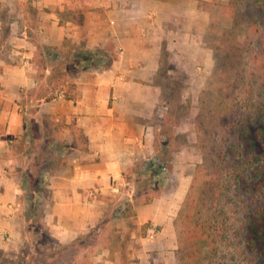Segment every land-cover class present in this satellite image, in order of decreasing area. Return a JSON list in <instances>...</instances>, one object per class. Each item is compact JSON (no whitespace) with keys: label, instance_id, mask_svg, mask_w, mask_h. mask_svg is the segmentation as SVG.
Here are the masks:
<instances>
[{"label":"crops","instance_id":"0c3cea01","mask_svg":"<svg viewBox=\"0 0 264 264\" xmlns=\"http://www.w3.org/2000/svg\"><path fill=\"white\" fill-rule=\"evenodd\" d=\"M226 1L0 0L1 252L16 254L26 237L25 176L50 239L112 264L132 247L121 236H132L138 264H155L176 234L186 176L134 204L138 165L159 152L166 87L179 75L201 87L210 75L205 33Z\"/></svg>","mask_w":264,"mask_h":264},{"label":"trees","instance_id":"16d2710c","mask_svg":"<svg viewBox=\"0 0 264 264\" xmlns=\"http://www.w3.org/2000/svg\"><path fill=\"white\" fill-rule=\"evenodd\" d=\"M241 2L243 7L247 5L252 9L258 8L260 11V16L248 11L247 16L242 17L245 18V26L240 22V13L238 15ZM229 3L235 7V10L233 22L225 30L219 42L226 49L224 58L226 69L223 70L222 78L223 82L229 78L231 82L234 79V84L246 83L244 90L240 89L244 101L235 100L233 93L227 90L229 87L222 86L216 94H213L214 91L204 90L200 97L203 112L196 116V120L201 127L206 126L205 132L210 130L215 134V131H212L215 129L218 130L216 133L218 136L219 130L222 129L226 134L224 141H228L231 138L230 135L236 139V145L240 147L242 145V147L240 151L237 150L230 155L220 148L219 151L204 150L207 157L204 162L209 170V186L195 190V187L191 185L183 201V207L176 218L177 247L174 251L176 264H220L223 258L220 255L221 244L222 242H226V246L233 244L230 241L232 235L240 237V241L244 243L240 250L244 261H241L242 264H260L262 256L264 240V203L262 202L264 198V0H231ZM240 29L246 33L260 34V47L256 49L253 59L259 60L261 73L257 75V79L251 80L249 87H247V77L250 75L246 74L244 59L251 50L240 41L241 35L245 34L240 32ZM228 72L230 77L227 78ZM255 86L256 93L253 89ZM63 94L69 97L68 92ZM49 97L51 96H45V98ZM155 145L159 152L138 165L142 177L139 180L140 177L137 175V181L134 183L131 197L134 204L140 201L150 202L162 191L165 180L167 182L171 165L167 159L169 155L163 148L170 147V142H167L165 147L157 141ZM160 156H163L162 161ZM198 168L200 173L205 167L198 165ZM23 177L26 179L25 193L28 204L26 232H28L32 222L38 224L40 222V205L36 186L31 185L27 177ZM130 178L128 177L129 180ZM240 179L255 180L258 181V185L256 193L251 192L250 186L244 187L243 190L247 192V196L243 200L241 210L238 211L233 208L235 203L232 193L239 188ZM194 180L196 181V178ZM230 211L237 215L241 214L237 217L238 224L234 222L235 219H232ZM121 213L132 214L131 205L128 203L124 206ZM233 224L235 228L231 234ZM47 238L50 239L48 236ZM47 251L52 252V249L48 248Z\"/></svg>","mask_w":264,"mask_h":264},{"label":"rangeland","instance_id":"374dc122","mask_svg":"<svg viewBox=\"0 0 264 264\" xmlns=\"http://www.w3.org/2000/svg\"><path fill=\"white\" fill-rule=\"evenodd\" d=\"M230 1L231 0H227L218 6L217 11L213 13L211 27L205 33V40L213 53V69L210 75L199 83V86L201 87H187V84H183L184 80L187 79H185L183 75L176 76L175 84H173L172 87H166V91L164 92L165 104L168 103V109H166L162 116L157 117L156 119L159 123L156 130L158 144L165 147L167 146V142H170V147L167 146L166 148H163L167 152V155H169V158L167 159L168 163L171 165V169L168 172L169 175L167 182L165 180L163 188H166L165 190H169L170 192L175 191L177 174L184 170L186 178L184 182L180 183L178 186L179 190H184V199L191 185L195 187V190H201L202 188H207L209 186V170H207V166L204 162L206 157L204 150L211 152L213 149L216 151L223 149L227 155H230L234 154L237 150L240 151L242 147V145L241 147L236 145V139L230 135L229 137L231 138L228 141H224L226 139V134L222 129L219 130L218 136H216L218 130L216 131L215 129L212 130L215 131V134L210 132V130L209 132H205L206 126L204 128L201 127L196 120V116L203 112L201 111L200 97L204 90L214 91L213 94H216L222 86L229 87L227 90L233 93V97H236L235 100L239 99L244 101L241 97L242 93L240 89L244 90L246 83L234 84V79L231 82V79L228 78L230 77L229 72L226 76L228 78L226 79L227 81H224L225 83L222 78L223 70L226 69L224 65L226 49L222 47L219 42L224 36L225 30L231 26V23L233 22V11L235 10V7L230 5ZM238 11V15L240 13V22L243 26L246 24L244 21L245 18L242 17L247 16L246 14H248V11H251V13H257V15L260 16L258 8L252 9L247 5L243 7V2L239 4ZM240 32L245 33L241 35L240 41L245 47H247V49L251 50L246 54L244 59V65L247 68L246 74L250 75L247 77V87H249L251 80L257 79V75L261 73L259 60L253 59V56L257 51L256 49L260 47V34L254 35L249 32L246 33L241 29ZM193 78L198 79V77ZM237 85L242 87H236ZM258 85H260V83ZM256 88V86L253 87L255 91L254 93L257 92ZM203 146H205V149H203ZM159 158L162 161L163 156H160ZM198 165L205 167L202 168L200 173L198 172ZM195 178L196 181L194 180ZM239 182V188L232 193L233 202L235 203L233 208L238 211L241 210L243 200H245V197L247 196V192H244L243 190L244 187L250 186L252 189L251 192L256 193L258 185V181L255 180L240 179ZM170 192L166 196L174 198ZM262 202L264 203V198L262 199ZM182 207L183 203H181V206L177 211V216ZM230 215L232 216V219H235L234 222L238 224L237 217L241 214L239 213L237 215L235 212L230 211ZM174 224V230H176V220L174 221ZM234 228L235 224L231 227V234H233ZM155 234L153 236H155ZM153 236H149L148 238ZM121 237L122 243L125 245H131L132 247L129 249V254L113 255L111 261L112 264L114 262L115 264H123L120 262L123 258L126 259L129 264L141 263V255L137 250V248H139V243L136 241V237ZM88 240L91 242L94 241L92 237ZM89 241H86V244H89ZM230 241H232L233 244L227 246L226 242H222L221 244L222 251L220 255L223 256V258L221 259L220 264H242L241 261H243V255L240 253V250L243 248L244 243L240 241V237H235L233 235ZM167 243L168 244L159 251L154 250L156 253V261H154V259L153 263L176 264L174 251L177 247V240L175 232L171 241L168 240ZM78 247L77 245L72 244L70 246L63 245L54 240L48 239L47 236H45V232L40 223L32 222L30 230L26 232V237L21 243V250L14 255L0 251V264H94L92 260L93 256H96V254L92 248L86 246V251L79 252L77 251ZM48 248H51L52 252L47 251ZM115 260H117V262ZM100 264H107V262H100ZM260 264H264V240Z\"/></svg>","mask_w":264,"mask_h":264},{"label":"built area","instance_id":"2783aa9c","mask_svg":"<svg viewBox=\"0 0 264 264\" xmlns=\"http://www.w3.org/2000/svg\"><path fill=\"white\" fill-rule=\"evenodd\" d=\"M92 194V193H91ZM148 232L150 233V234H153L154 233V228L153 227H150L149 229H148Z\"/></svg>","mask_w":264,"mask_h":264}]
</instances>
